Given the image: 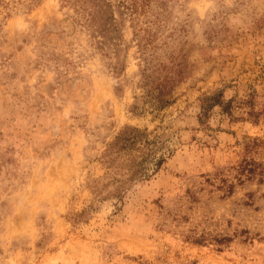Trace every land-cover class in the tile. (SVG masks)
Segmentation results:
<instances>
[{
    "label": "rangeland",
    "instance_id": "obj_1",
    "mask_svg": "<svg viewBox=\"0 0 264 264\" xmlns=\"http://www.w3.org/2000/svg\"><path fill=\"white\" fill-rule=\"evenodd\" d=\"M0 264H264V0H0Z\"/></svg>",
    "mask_w": 264,
    "mask_h": 264
},
{
    "label": "trees",
    "instance_id": "obj_2",
    "mask_svg": "<svg viewBox=\"0 0 264 264\" xmlns=\"http://www.w3.org/2000/svg\"><path fill=\"white\" fill-rule=\"evenodd\" d=\"M206 99H208V100H210V101H208L206 104H204L202 107H203V111H202V114H203V112H204V114H206L208 111H209V109H210V107H212L213 105H215L217 102H219V96H211V97H208V98H206ZM201 114V115H202Z\"/></svg>",
    "mask_w": 264,
    "mask_h": 264
}]
</instances>
